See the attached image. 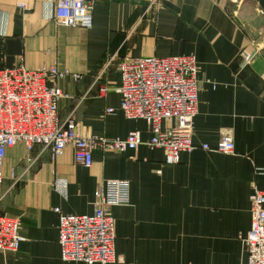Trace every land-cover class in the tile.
<instances>
[{
	"label": "crops",
	"instance_id": "1",
	"mask_svg": "<svg viewBox=\"0 0 264 264\" xmlns=\"http://www.w3.org/2000/svg\"><path fill=\"white\" fill-rule=\"evenodd\" d=\"M90 1L93 28L84 30L55 23L56 0H0V73H69L47 81L67 96L59 102L62 121L72 114L85 137L138 133L146 143L148 124L121 110L119 63L193 57L196 150L167 165L161 148H100L87 169L72 147L56 160L40 146L9 149L0 220L19 223L23 242L0 251V264H85L63 260L56 209L93 215L96 196L112 180L130 183L131 204L111 209L115 261L108 264H244L240 238L251 229V196L254 188L264 192V0H157L151 7L152 0ZM113 56L118 60L102 73ZM227 136L234 154L202 149Z\"/></svg>",
	"mask_w": 264,
	"mask_h": 264
},
{
	"label": "built area",
	"instance_id": "2",
	"mask_svg": "<svg viewBox=\"0 0 264 264\" xmlns=\"http://www.w3.org/2000/svg\"><path fill=\"white\" fill-rule=\"evenodd\" d=\"M94 8L95 2L90 0H56L54 21L60 27L91 30ZM246 59L250 60L248 56ZM117 60V56L111 57L102 73ZM119 69L121 110L128 119L144 120L148 124L152 137L146 143L138 133L114 140L85 137L72 114L62 121L59 102L67 96L59 87L47 86V81H58L69 73L56 67L38 72L20 67L0 73V186L5 181L7 151L18 144H24L29 151L34 146L50 149L54 160L72 147L76 163L87 169L93 167L94 151L100 148L119 153L136 151L142 145L161 148L166 152L167 165H178L182 153L196 150L193 144L199 92L196 60L193 57L130 59L120 62ZM114 113V109L107 111L109 115ZM167 120L174 121V126L164 129ZM202 149L232 155L235 145L232 137L227 136L215 149L207 145ZM130 204V183L112 180L106 181L105 191L96 196L93 215H64L56 209L60 215L63 260L85 264L114 262L111 209ZM251 215L250 232L240 238L247 250L244 264H264V192L257 188L251 196ZM19 229V223L0 220V251L18 250L23 242Z\"/></svg>",
	"mask_w": 264,
	"mask_h": 264
},
{
	"label": "rangeland",
	"instance_id": "3",
	"mask_svg": "<svg viewBox=\"0 0 264 264\" xmlns=\"http://www.w3.org/2000/svg\"><path fill=\"white\" fill-rule=\"evenodd\" d=\"M157 0H152V2L150 3L149 7H151Z\"/></svg>",
	"mask_w": 264,
	"mask_h": 264
}]
</instances>
